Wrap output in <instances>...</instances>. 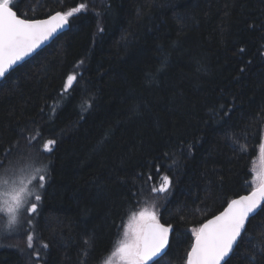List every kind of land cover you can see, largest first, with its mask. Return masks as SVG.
Returning a JSON list of instances; mask_svg holds the SVG:
<instances>
[{"label": "trees", "instance_id": "trees-1", "mask_svg": "<svg viewBox=\"0 0 264 264\" xmlns=\"http://www.w3.org/2000/svg\"><path fill=\"white\" fill-rule=\"evenodd\" d=\"M81 4L69 29L0 81V160H20L28 142L39 155L31 166H48L28 228L33 246L1 242L0 264H102L144 209L172 226L164 254L146 264H185L192 230L255 186L264 135V0L10 6L34 19ZM69 75L76 79L65 88ZM165 175L170 188L152 192ZM261 245L264 210L247 221L226 264H250L253 252L255 264H264Z\"/></svg>", "mask_w": 264, "mask_h": 264}, {"label": "snow or ice", "instance_id": "snow-or-ice-1", "mask_svg": "<svg viewBox=\"0 0 264 264\" xmlns=\"http://www.w3.org/2000/svg\"><path fill=\"white\" fill-rule=\"evenodd\" d=\"M11 4L12 0H0V77H4L13 65L32 53L59 29L67 26L69 17L85 8V5L81 4L63 14L56 12L47 19H21L13 11ZM75 79V76L69 75L65 88L72 85ZM53 144L54 141L48 140L43 144V149L50 153ZM260 152L264 158V144L261 145ZM29 167L31 168V165ZM47 167L43 165L40 168H33L28 183L26 185L22 183L19 187L15 184L10 185L6 178L0 177V210H6L8 213L9 224L19 226L20 210L28 202V197H33L35 202L24 210L30 214L36 213L43 197L40 191L31 190V185L38 181L39 190L46 187ZM253 183L255 186L248 195L230 200L219 215L192 230L194 242L187 253V264H221L233 252L234 246H239V240L246 231V222L250 215L258 214V210H264V172H261ZM170 184L169 177L165 175L159 188L154 187L151 190L165 193ZM28 222L31 223L30 220ZM171 227L160 223L155 211L148 209L140 211L138 216H133L125 230V238L115 247L105 264H146L165 249L169 242ZM33 239V235L27 237L29 248L33 246ZM257 251L261 258H264V245ZM248 258L250 264L257 261L255 252Z\"/></svg>", "mask_w": 264, "mask_h": 264}, {"label": "rangeland", "instance_id": "rangeland-1", "mask_svg": "<svg viewBox=\"0 0 264 264\" xmlns=\"http://www.w3.org/2000/svg\"><path fill=\"white\" fill-rule=\"evenodd\" d=\"M25 153L26 155L21 156L20 160L14 155H12L8 160L5 161L6 164H3L4 161L0 160V177L6 178L9 181L10 185L15 184L17 187L21 186L22 183L26 185L28 183V180L31 178L32 169L35 167L31 166L30 168L29 165H36L38 161L37 158L39 157V155L36 149L33 150L32 148H30L28 142L26 145ZM20 163L21 164L26 163V167H20ZM43 165L45 164H42V166ZM259 171H257L256 169L253 170V181L257 180L258 175L260 174ZM31 190L40 191L38 188V181L31 185ZM32 202H35L34 198L28 197V202L25 204L24 208L20 210V214H19L20 223L18 227L16 225L9 224V215L6 212V210H0V243L3 241H11V240L12 243H16L18 238H21V240L23 241L24 248H26V240H27L26 235L27 237L31 235V233L28 232V228L31 225L32 227L34 226L33 223L35 221V217L34 220H32L34 214H30L26 212L24 209L29 207ZM138 214L139 213H137L136 215L138 216ZM132 218L129 220L127 227L132 221ZM29 220L31 221V223L28 222ZM109 257L110 255L107 258ZM106 259L103 261L102 264H105Z\"/></svg>", "mask_w": 264, "mask_h": 264}, {"label": "water", "instance_id": "water-1", "mask_svg": "<svg viewBox=\"0 0 264 264\" xmlns=\"http://www.w3.org/2000/svg\"><path fill=\"white\" fill-rule=\"evenodd\" d=\"M13 11H15L14 9H13ZM16 12V11H15ZM56 12H61V11H55V12H53L52 14H50V15H48L47 17H44V18H34V19H47L49 16H52V15H55V13ZM62 13V12H61ZM63 14V13H62ZM19 16V15H18ZM21 19H25V18H23V17H21V16H19ZM67 29H69V22H68V24H67V26H65L64 28H62V29H59L56 33H54L48 40H46V41H44L37 49H35L32 53H30L28 56H26V57H24L21 61H18L17 62V64H15V65H13L9 70H8V72L9 71H11L12 69H14L17 65H19L20 63H22V62H24L25 60H27L28 58H30L32 55H34L37 51H39L40 49H42L44 46H46L47 44H49L57 35H59L60 33H62V32H64V31H66ZM7 72V73H8ZM6 73V74H7ZM5 74V75H6ZM3 79V77H0V81ZM262 144H264V135H263V140H262V143H261V145ZM260 164H261V170H260V173L261 172H264V158H262V156H261V152H260ZM252 191V189L249 191V192H247V193H244V194H241V195H239V196H236V197H234L233 199H238L240 196H244V195H248L250 192ZM233 199H231V200H233ZM227 205H228V203L226 204V206L224 207V208H226L227 207ZM224 208L220 211V212H222L223 210H224ZM219 212V213H220ZM219 213H217V214H215V215H213V216H211L210 218H208L207 220H210V219H212L214 216H216V215H219ZM251 216H253V215H250V217ZM206 220V221H207ZM160 221V220H159ZM206 221H204L202 224H204V223H206ZM160 223H162V224H164L165 226H169V225H167V224H165V223H163L162 221H160ZM247 223V222H246ZM171 231H172V227L170 228V231H169V237H170V234H171ZM193 242H194V238H193ZM192 242V243H193ZM167 246H168V244L166 245V247H165V249H163L162 251H161V253H159L156 257H153V259H155V258H158V257H160V256H162L163 254H164V252H165V250H166V248H167ZM234 248H235V246H234ZM191 250V247H190V249H189V251ZM188 251V252H189ZM230 255H231V253H230ZM229 255V256H230ZM227 258L228 257H226L225 258V261L227 260ZM152 259V260H153ZM151 261V260H150ZM225 261H222L221 262V264H223ZM185 264H187V259H186V263Z\"/></svg>", "mask_w": 264, "mask_h": 264}, {"label": "bare ground", "instance_id": "bare-ground-1", "mask_svg": "<svg viewBox=\"0 0 264 264\" xmlns=\"http://www.w3.org/2000/svg\"><path fill=\"white\" fill-rule=\"evenodd\" d=\"M25 19H26V18H25ZM9 72H10V71H9ZM9 72H8V73H9ZM8 73H7V74H8ZM7 74H6V75H7ZM6 75H5V76H6ZM5 76H4V77H5ZM4 77H3V78H4ZM262 138H263V137H262ZM260 170H261V164H260ZM151 183H152V182H151ZM149 196H150V195H149ZM233 198H234V197H233ZM233 198H232V199H233ZM129 205H130V204H129ZM147 262H150V261H147Z\"/></svg>", "mask_w": 264, "mask_h": 264}]
</instances>
